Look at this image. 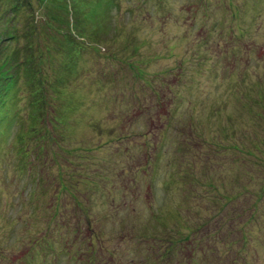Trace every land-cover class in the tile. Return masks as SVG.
I'll list each match as a JSON object with an SVG mask.
<instances>
[{
	"label": "rangeland",
	"instance_id": "1",
	"mask_svg": "<svg viewBox=\"0 0 264 264\" xmlns=\"http://www.w3.org/2000/svg\"><path fill=\"white\" fill-rule=\"evenodd\" d=\"M33 2L0 0L47 79L2 112L0 264H264V0Z\"/></svg>",
	"mask_w": 264,
	"mask_h": 264
},
{
	"label": "trees",
	"instance_id": "2",
	"mask_svg": "<svg viewBox=\"0 0 264 264\" xmlns=\"http://www.w3.org/2000/svg\"><path fill=\"white\" fill-rule=\"evenodd\" d=\"M17 1V4L15 6H12L10 11L11 12H17L18 9H19V6H20V1L21 3L25 6L26 9L29 10V12L31 13L33 11V0H15ZM42 4H41V8L44 10H46L48 6H46V2L48 0H39ZM12 9H16L15 11H13ZM34 12V11H33ZM62 12H65L66 15L68 16L69 15V11H64L62 10ZM53 14V13H52ZM11 15V14H10ZM54 15V14H53ZM66 16V18H67ZM71 16V27H69V21L68 23H65L62 18H60L59 20L66 24L67 27H64V25L58 23L57 28H58V31L61 32L60 36H63V38H65V36H70L71 35V30H73V28L76 26L75 25V22L76 20L72 18V14H70ZM46 20H49L48 23L52 24L50 22V18L48 17V15H45L43 14V16ZM68 20V18H67ZM30 22V21H29ZM52 26V25H51ZM35 27V26H34ZM16 28V27H15ZM14 28V29H15ZM13 31H3V32H0V45H2V49H6L8 50L7 51V54H6V61L8 62L10 60V65L12 66V69L15 68V69H19V75L17 74V72H10L9 70L7 72H0L2 73V75L0 77H4V79H6V83H4L1 88H0V123L3 119L6 120L7 118V123L4 122V127L6 128H10L9 125L7 124H10V119H9V116L10 115H2V112H10V109L7 108V103H8V90L9 89H12V87H14V85L16 86L17 83L19 82V79H20V69L22 71V73L26 76V80L31 84V86H36V90L37 92H39L40 94H44L46 92V84H47V79L44 80L43 79V74H42V68H41V64L43 62V58H44V52L42 53H38L36 55H32L36 52L34 51H28L29 54V57L25 60V61H22L20 59V54H19V50H21L20 48L18 47H15V48H10L9 46H11V42L13 41H16V40H19L20 36H24V37H28L29 38V31L24 33V31H18L17 29ZM32 33V32H31ZM31 36V35H30ZM26 37V38H27ZM78 40V38H77ZM75 41V40H74ZM76 46V45H75ZM76 48V47H75ZM74 48V49H75ZM69 57V59H67L64 63L65 65L68 67V69H71L73 70V58L70 54L67 55ZM41 62V64L39 65V63ZM31 64V65H29ZM35 65V69L32 67ZM36 75H39L38 79H37V82L35 81V76ZM2 81V79L0 80ZM33 83V85H32ZM44 99L43 96H39V98H36V106L38 103H40L42 100ZM41 100V101H40ZM40 101V102H38ZM37 109H40L39 107ZM1 132V130H0ZM191 134V132H190ZM234 134V132H230V137H232V135ZM191 139H189L187 142L190 144V142H192L193 138L194 137H191V135H189ZM22 137V141H25V138H24V135L21 136ZM197 144L199 145H202V142H197ZM234 145H235V141H232V139L229 140V137H226L225 138L223 137V139H220L218 141V145L217 146H212V145H208V146H204L206 148H209V146L212 148H219L222 152H226L230 149H236L234 148ZM244 154L246 152H243ZM213 156L212 157H209L207 158L206 160L208 161V165H207V171L211 172V173H216V177H219V179H223V180H226L224 179L223 177L220 176L221 173H217L218 171V167L216 165V163L214 162L213 160ZM223 175V174H221ZM60 180H64V178H60ZM66 183V182H65ZM68 186H72V183L68 184L66 183ZM210 187L212 188H216L217 186H215L214 184H208ZM224 184H221V187H218L219 190H221V188H224L223 186ZM225 189V188H224ZM234 191V190H233ZM218 192V191H217ZM217 192L215 194H217ZM222 192V191H221ZM213 194V195H215ZM218 198V197H217ZM216 198V199H217ZM246 239V238H245Z\"/></svg>",
	"mask_w": 264,
	"mask_h": 264
}]
</instances>
